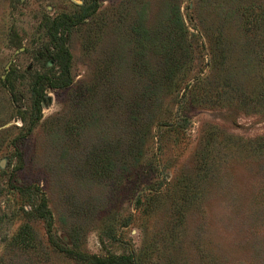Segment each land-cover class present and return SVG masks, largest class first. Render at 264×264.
I'll use <instances>...</instances> for the list:
<instances>
[{"label":"rangeland","instance_id":"obj_1","mask_svg":"<svg viewBox=\"0 0 264 264\" xmlns=\"http://www.w3.org/2000/svg\"><path fill=\"white\" fill-rule=\"evenodd\" d=\"M249 4L0 0V264H264Z\"/></svg>","mask_w":264,"mask_h":264},{"label":"trees","instance_id":"obj_2","mask_svg":"<svg viewBox=\"0 0 264 264\" xmlns=\"http://www.w3.org/2000/svg\"><path fill=\"white\" fill-rule=\"evenodd\" d=\"M238 11H239V16H240V24L242 26V30L244 32H254V34L256 36H261L264 35V6L259 7L258 6V10H255L254 6L252 5H239L237 6ZM173 26L175 28L178 29V31H180V25L179 22L173 21ZM177 46H180L181 44V39H179L177 42H175ZM177 52V51H175ZM263 52L259 49V51L257 52V55L259 57H261V59H264L263 56ZM169 62H165L164 68L162 69V77L163 79H168L169 81L173 80L172 78H174L176 76V74L180 71L181 69V65L179 64L181 61L178 60L177 58H174L173 56L171 57V55L168 57ZM264 61V60H263ZM68 81L64 83L65 85H68ZM157 84H155V82L151 81V84L148 86V88L144 89V91L142 92L141 95V99L145 102L149 101L150 99V94H153L155 91V89H157ZM194 90V89H193ZM157 91V90H156ZM43 93L40 92L38 94V102L40 101L41 97H42ZM133 106L135 108L140 107L137 102H135L133 104ZM40 217H50V213L49 211H45L44 213H40ZM49 220V219H48ZM50 227V223L48 222V228ZM66 251L68 253H72L69 250H63ZM73 254V253H72ZM76 257H79L80 254L76 253L74 254ZM98 262V264H102V262L100 260H96ZM129 259L126 257H118V258H114L113 263L116 264H126V262H128Z\"/></svg>","mask_w":264,"mask_h":264}]
</instances>
